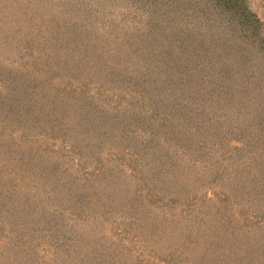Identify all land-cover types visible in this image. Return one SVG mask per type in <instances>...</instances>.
Wrapping results in <instances>:
<instances>
[{
	"label": "trees",
	"instance_id": "trees-1",
	"mask_svg": "<svg viewBox=\"0 0 264 264\" xmlns=\"http://www.w3.org/2000/svg\"><path fill=\"white\" fill-rule=\"evenodd\" d=\"M187 1L158 3L146 27L133 30L128 38L133 45L122 44L126 58L116 54L109 75L100 57L92 56L93 40L87 38V47L82 46L80 32L70 27L75 41L65 45L59 21L40 26H49L56 45L38 61L52 64L45 75L60 63L70 73L67 82L56 84L51 77L39 80L29 72L28 81H33L23 89L16 79L27 75V67L12 69L4 77L5 67L0 64L1 80H10L7 91L0 90V152L10 153L14 167L23 165L27 171L12 178L0 167V213L9 221L4 219L8 228L0 237V264H141L147 256L165 264H184L187 258H196L198 264H264V232L254 241L240 240L236 229H231L237 213L246 210L253 209L264 220V21L248 0H202L201 6H195L198 17H203L198 25L206 22V28L215 32L196 31L194 25L185 26L187 21L176 10L183 4L191 7ZM37 3L0 0L4 13L0 27L11 26V14L31 26L39 13ZM5 34L10 33H0ZM231 34L233 42L227 37ZM40 35L46 42V34ZM217 43L222 45L219 50L213 49ZM220 57L228 58L225 68L216 65ZM92 82L97 83V91L90 94ZM110 83L116 86L114 97L108 93ZM103 100L114 101L119 122L114 130L102 129L105 116L91 112L94 106L104 110L99 103ZM132 108V117L138 119L137 124L128 120L133 128L126 124L127 113L120 114ZM17 125L26 128L21 136L15 134ZM70 132L75 140L68 143ZM141 133L145 136L136 143ZM42 136V142L33 145V139ZM49 150L66 155L50 161ZM169 160L173 161L167 166ZM195 166L204 173L199 186L189 184ZM32 169L38 177L32 178ZM221 173H226L222 178L228 177L226 187L219 183ZM208 176L210 181L205 179ZM30 178L45 186L42 199L50 200L56 212L49 215L48 226L42 223L44 212L32 200V187L21 184ZM135 180L142 185L133 187ZM178 186L180 194L192 191L194 196L195 207L186 210L189 215L197 208L196 216H213L212 236L197 256L184 255L186 247L169 256L156 251L146 255L139 238L131 236L142 229L140 222L149 223L153 230L162 225L146 208L145 196ZM111 217L115 235L134 241L135 247L124 248L114 241V246L110 243L102 250L106 244L98 239L93 251L77 248L73 225L92 218L104 224ZM28 224L38 233L49 231L50 226L55 230L50 240L56 245L54 253H42L45 241L26 237ZM253 226L264 231V224Z\"/></svg>",
	"mask_w": 264,
	"mask_h": 264
},
{
	"label": "rangeland",
	"instance_id": "rangeland-1",
	"mask_svg": "<svg viewBox=\"0 0 264 264\" xmlns=\"http://www.w3.org/2000/svg\"><path fill=\"white\" fill-rule=\"evenodd\" d=\"M161 1H163L164 4L167 2V0H36V3L39 5L38 8L39 13L36 11V14L39 16V18L37 16L34 22L31 23V26L22 24L21 20L18 21V19H16L11 13H10L11 21H12L11 22L12 24H10L11 26H5L2 24L3 28L0 29V33H2L3 31H8V33H10V34H5L6 37L4 35H0V64L2 63V65L5 67L3 75L4 77H7L6 75L9 73L10 70L12 69H14V71L17 69L21 70L27 67V69L29 70L27 72V75L25 74L24 76L22 74H19L21 77L18 75L16 79L17 81L20 82L21 85L20 88L22 87L23 89L27 85L28 86L26 87V89H28L29 86H31L29 85V82L33 81L32 79L28 81V77L31 75L29 72H32L34 75L38 76L40 78V79L38 78L39 80H41L42 78L51 77L56 84H60V83L64 84L65 82H67L68 74L70 73H68V71H66L65 69H62L60 63L58 64L59 66H54L53 70L51 72L49 71L45 75V71L47 70L48 67H51L52 64L51 63L46 64L38 61L39 59L41 60L42 56H44L45 58L48 54H50L56 45L53 39L50 38V34L48 32L49 26L40 27L43 23L50 24L52 21L56 23L58 21L61 22L60 27L63 28L62 31H64L62 36L63 38L61 40H63L66 43L65 45L69 43L68 41L73 40L72 39L73 34L71 32L72 30H70V27L75 30L74 33L80 32V34L78 35L83 37V41L81 40V43L83 42L82 46L87 47L88 45L87 38H91L94 43V44L92 43L91 46H94L95 48L97 46V49L92 48L93 49L91 51V53L93 52L92 56L98 55L97 57H100L98 59L100 65L102 67L104 65L103 69L104 68L108 69L109 67L114 65V58L116 54L117 55L118 53L120 55L123 54L124 57L126 58L127 52L121 51L122 44L125 42L126 46L128 47L130 45L131 46L133 45V43L131 44L128 42V38L131 37L133 30L136 29L141 30L142 28L144 29L146 27L148 21L152 17L151 14L155 10H157L158 7L157 4L158 3L161 4ZM178 1L179 3L184 2V0H178ZM248 2L250 3L251 7L258 13L260 18L264 21V0H248ZM202 3H203L202 0H190L189 4L192 5L191 7L188 4H183V6L176 8V10L179 13L183 14L182 21L183 22L187 21L188 24H186L185 26H188L190 28L191 25H194L196 31L201 30L203 28L204 31H208L209 33L210 31H212L211 33H214L215 32L214 30H208L206 28L205 25L206 22H204L202 26L198 25L200 21H202L199 18H203V17H198L199 14L195 11L196 10L195 6L196 5L197 7L198 5L201 6ZM174 5H176V2L174 3ZM4 8L6 9V7L3 6L1 10L4 11ZM3 14H4L3 12H0V19L2 18ZM201 16H204V13H201ZM13 20L15 21L14 23ZM210 22H213V20ZM74 24H76L79 27L78 30H77V26H74ZM225 29L230 30L228 26H225L224 30ZM40 33L46 34V38H47L46 42L45 40L41 39ZM230 33H232V31H229V34ZM97 36L98 38H96ZM227 37H229L228 40L230 42H233V34ZM215 38L216 35L214 36V38H211L210 36V39H215ZM41 40H43L44 42L40 46H37L38 41ZM74 41L75 40H73V42ZM117 43H119L118 47H117L118 45ZM221 47L222 45L217 43L213 47V49L219 50ZM227 59L228 58L226 57H220L219 59L216 58V62L218 63L216 65L218 67L225 68L226 66L225 60L228 61ZM37 71H39L38 74H36ZM111 73L112 71H110V69H108L105 72L106 75H109ZM1 77L2 76H0V90L5 92L7 91L8 85L10 84V80H1L2 79ZM96 85H97L96 82H92L90 94H93L97 91ZM107 85L109 89L108 93L112 94V96L114 97V93H115L114 88H116V86H114V83H110ZM174 92H176V90H174ZM25 95L26 97L28 96V94L26 93ZM99 103L104 104L103 107L104 110H101L100 107L94 106L91 110V112H93V116L94 114L97 115L99 113L102 114L103 116H105L104 117L105 121L103 123L104 128L102 129L114 130V124L119 125L117 114L113 108L114 101H112V104H106L108 103V101L105 100L101 102L99 101ZM59 111L60 110H58V112ZM83 113L80 115V117L83 116ZM125 113H127V115ZM133 113H134L133 108L126 112L124 111L120 112V114L126 115V119H127L126 124L128 125L130 124L131 128H133L134 125L128 121L129 119L131 122L135 124H137L138 122V119L132 117ZM77 114L78 112L76 113V115ZM8 123L10 124V122L6 120V124ZM18 125H21V123H18ZM111 125L113 127H111ZM17 126L16 129L14 130L15 134L21 136L22 131L26 128L23 126H18V127ZM30 130H33V128H31ZM70 133L71 134H68V136L70 137L69 140L67 141L68 143H70V141L72 140L73 141L75 140V136L72 134V132ZM43 135L47 136L48 134L47 132H44ZM44 136L39 138L40 140L33 139V145H39V143L42 142ZM144 136L145 135H143L142 133L141 135L139 134L138 137L136 138L137 139L136 143H138V141H140L141 138L143 139ZM61 153L62 155H66L64 154V152L52 153V151L49 150L48 151L49 160L53 161L52 159L61 156ZM124 157L127 158V155L125 154ZM172 161L173 160H169L167 162V166H170ZM218 164L219 163L215 162V165ZM0 167L5 171L6 176H10L12 178L15 177V173L17 174L18 173L22 174V172L27 173V171H25V166L23 165H21L19 168H15L12 162V155L8 152L6 153L5 151L0 152ZM33 171L34 170L32 169L31 172ZM147 173H149V170ZM35 174L36 173L34 172L32 173V178L38 177V175ZM203 174H204L203 169L198 170V168H196L195 166V169L188 175V178L190 179L189 184L197 185V186L201 185L202 180H204ZM225 174L226 173L224 174L221 173L220 177H218L219 183L222 184L221 187H226L228 185L227 184L228 177L222 178L223 175L225 176ZM208 178L209 176L205 178L207 179L206 181L211 180ZM21 184L24 186L28 184V186L32 187V191H31L32 193L31 197H33L32 200H34L37 203L40 212H44L45 215L42 219V223H44L47 226L50 225V221L48 217L49 215L52 214L51 212H53V214H56V212L53 210V207L51 205L52 202L50 200L42 199L44 195L43 190L45 186H43L42 183L40 185L39 181H35V180L32 181L31 178L28 181L21 182ZM131 184L133 187L136 188L142 185L140 182H137V180H135L134 183ZM39 187L41 188L40 189L41 191H38ZM178 187H171V188L169 187L162 192L159 189H157L158 194L157 195L153 194V196L147 195V193L145 192V194L147 195L145 196L146 208L150 209L151 214L159 218V220L157 218V223H159V225H162V227H159L157 229L155 228V230H153L152 225L148 227L149 223L140 222L138 224L139 226H141L140 228L142 229L137 230L138 232L135 233L133 236H131V237L137 236L139 238V241L141 242V249H146V251H144L146 255H148V252L150 251H154V252L156 251L157 253H160L163 256H167V255L169 256L171 253H175L176 251H179L180 249L183 248L185 249L186 247V249L184 250L185 251L184 255L194 254L195 256H197L203 252V243L206 241V238L210 239L212 236L211 235L212 231L215 229L213 221L215 220L213 219L212 221L210 219H212L213 216L212 215L210 216L204 215V217L196 216L197 214L196 212L198 211L197 208H195L193 213L191 212V214L189 215L187 212H189V210L192 211V209L195 207L194 204L192 205L193 201L191 200L192 198H194V196L192 194V191L190 192L186 191L185 194L182 193L180 194L181 186ZM189 201L191 203H189ZM188 203L191 204V207H189V209L188 207H186ZM200 206L201 208L205 207L204 204ZM11 211H13V209ZM186 214L187 216H184ZM237 215H238L236 216L237 221L236 220L235 222L232 221L231 224V229L235 228L237 231V235H235L236 237H239L240 240L244 238H248V240H253L261 237L260 235L264 231L253 226V224L258 222L264 224V220L262 221V217L259 214H257L253 209H251L248 211L246 210L243 213L242 212L237 213ZM4 219L7 220L5 215L1 212L0 237L2 235H5L6 229L8 228L7 222L9 221L7 220V222L4 223ZM92 219H90L89 222L81 221V223L72 226L71 234L75 233L74 238L77 237L79 238V239L77 238L76 241L79 242L77 245L78 249L84 246V248H86L87 250L93 251L95 247L94 245L96 244V241L98 239H102V241L106 244L104 248H101L102 250H107V247H109L110 243L111 245L114 246V241H118L122 246H124V248L125 246L128 247V245L129 246L132 245L135 247L134 241L129 240L127 237L121 238L120 236L115 235L116 229L114 226L116 224L113 221L114 217H111L108 220V223H104V224H98L99 221L97 220L94 221ZM167 220L170 221V223H168ZM243 221L246 223L247 226L255 229L246 228V226L242 224ZM165 223H167L166 226H164ZM32 225L33 224L29 226L28 224V231L26 230V228H24L26 232V237H30V238L33 237V240H35L37 243L38 242L43 243L45 241V243L41 244L40 246V250H42V253L46 252L48 255L54 253L56 245L50 243V240L54 239L55 236L53 234L55 230L50 226L48 229L49 231L44 229L43 233L39 232L41 233L39 234L38 230L32 229ZM35 233H38V235L36 236ZM104 235H107L108 238L106 237L104 238ZM82 237H84V239H82ZM159 245H161L164 248L163 251L159 247ZM64 246L67 247V249L71 250L70 244H66ZM135 249H138V247ZM134 253H136V251ZM71 257H73L72 254ZM144 258H142L144 260L141 264H165L163 260L154 263L155 259L152 256H147ZM184 264H198V262L196 258H193L192 260L187 258Z\"/></svg>",
	"mask_w": 264,
	"mask_h": 264
}]
</instances>
